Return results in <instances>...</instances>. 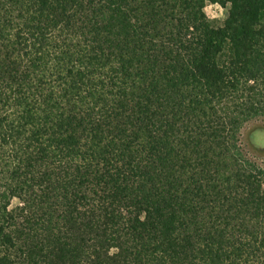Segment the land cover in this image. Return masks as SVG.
Wrapping results in <instances>:
<instances>
[{
  "label": "trees",
  "instance_id": "trees-1",
  "mask_svg": "<svg viewBox=\"0 0 264 264\" xmlns=\"http://www.w3.org/2000/svg\"><path fill=\"white\" fill-rule=\"evenodd\" d=\"M263 123L264 0H0V264H264Z\"/></svg>",
  "mask_w": 264,
  "mask_h": 264
},
{
  "label": "rangeland",
  "instance_id": "rangeland-1",
  "mask_svg": "<svg viewBox=\"0 0 264 264\" xmlns=\"http://www.w3.org/2000/svg\"><path fill=\"white\" fill-rule=\"evenodd\" d=\"M206 13L210 18L224 21L228 17V8L220 6H208ZM261 129H260V128ZM257 128H259L257 130ZM244 149L252 156H261V151L264 150V123L250 126L242 136Z\"/></svg>",
  "mask_w": 264,
  "mask_h": 264
}]
</instances>
